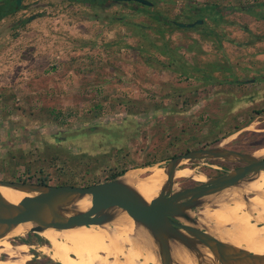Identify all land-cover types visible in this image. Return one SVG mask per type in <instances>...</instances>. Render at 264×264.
<instances>
[{"label": "rangeland", "instance_id": "1", "mask_svg": "<svg viewBox=\"0 0 264 264\" xmlns=\"http://www.w3.org/2000/svg\"><path fill=\"white\" fill-rule=\"evenodd\" d=\"M149 1L151 15L135 2L24 0V9L0 22V181L83 187L134 169L146 179L147 167L164 169L174 157L220 145L264 157V0ZM211 4L235 23L223 25L222 42L203 38V31L156 34L153 15L175 21L189 7ZM26 19L32 20L19 24ZM138 25L151 28L142 32ZM155 42L168 43L215 82L180 77L133 51L154 49ZM188 47L191 53L182 50ZM256 77L254 86L231 83ZM185 163L182 168L206 177L221 163L232 164ZM175 182L177 190L204 183ZM28 233L14 228L6 236L13 246H27V264H59L47 254L49 242ZM110 243V237L100 242Z\"/></svg>", "mask_w": 264, "mask_h": 264}, {"label": "water", "instance_id": "2", "mask_svg": "<svg viewBox=\"0 0 264 264\" xmlns=\"http://www.w3.org/2000/svg\"><path fill=\"white\" fill-rule=\"evenodd\" d=\"M24 0H17L20 7ZM115 2L138 3L153 7L149 0H112ZM174 24L179 28L194 29L203 24ZM254 153H241L222 147L190 151L172 158L164 168L167 182L160 195L146 203L138 193L126 186L121 177L114 181L89 187L51 186L44 184L0 181L1 187H9L25 192L26 197L19 204L8 202L0 191V240L21 224L32 223L35 227L28 233L40 235L46 230L64 231L80 227L103 226L111 221V211L126 213L136 224L143 226L155 240L154 254L160 264H174L169 239L178 241L192 250L196 264H208L203 260V248L207 249L218 264H264V255H256L219 240L204 228L194 224L202 219L203 201L233 187L250 183L264 171V157ZM220 160L236 163L242 167L217 177H207V181L191 188L179 187L175 190V175L184 161ZM91 197V207L85 212L72 209L69 216L64 211L75 200ZM244 196V200L251 198ZM213 208V207H212ZM182 220L188 221L184 223ZM180 264V263H179Z\"/></svg>", "mask_w": 264, "mask_h": 264}, {"label": "bare ground", "instance_id": "3", "mask_svg": "<svg viewBox=\"0 0 264 264\" xmlns=\"http://www.w3.org/2000/svg\"><path fill=\"white\" fill-rule=\"evenodd\" d=\"M261 155V154H259ZM263 156V155H261ZM185 163V161H184ZM186 164V163H185ZM150 175L146 179L139 177L141 170H129L121 181L135 190L146 202L156 199L167 182L166 170L161 167H147ZM191 178L197 182H206L207 177L197 175L195 171L182 168L181 164L175 179ZM264 171L253 182H248L207 197L203 201L202 219L194 225L206 229L219 240L234 247L244 249L256 255H264ZM175 189V188H174ZM177 190V189H175ZM1 194L10 203L17 205L26 197L33 196L9 187H1ZM253 195L246 201L244 196ZM91 207V197L75 200L64 211V215L85 212ZM213 207V208H212ZM215 207V208H214ZM111 221L103 226L80 227L64 231L46 230L40 235L49 242L47 254L59 264H82L85 258L91 264H160L154 254L157 244L150 233L136 224L126 213L111 211ZM188 223L186 220H182ZM32 223L21 224L15 229L30 232ZM110 237L111 245H101ZM174 264H196L192 250L174 239H169ZM111 248V249H110ZM28 248L24 244L13 246L5 237L0 240V264H27ZM203 260L208 264H218L205 248ZM104 252L105 255L100 253ZM7 256V259L2 257Z\"/></svg>", "mask_w": 264, "mask_h": 264}, {"label": "trees", "instance_id": "4", "mask_svg": "<svg viewBox=\"0 0 264 264\" xmlns=\"http://www.w3.org/2000/svg\"><path fill=\"white\" fill-rule=\"evenodd\" d=\"M76 2H86L90 5H96L101 0H73ZM152 2V1H151ZM112 3V2H111ZM199 5V4H198ZM198 5L194 7H189V9H186V14L175 21H171L167 18H161L160 15H153L152 22L158 24V28L156 29V34L160 35V37L164 38L166 35L167 30L170 28L176 29V30H193V31H203L202 37L212 38L217 41H223L226 36L224 35V24H230L234 25L235 23H230L229 21H226L225 13L221 10V8L217 4H211V5H204L203 7H199ZM139 8L138 11L143 15H151V9L152 7L144 6V5H137ZM155 6V4H154ZM255 6H262V4L257 3ZM199 7V8H198ZM247 12H250L251 7H247ZM24 9L22 7L17 6V0H0V22L3 21L8 16H13L17 14L20 10ZM234 9V8H233ZM209 11H212V14L215 13V15L212 17L208 15L207 13ZM263 15H259V17H262ZM189 18L198 19L203 21V24L196 26L194 29H184L177 27L174 22L178 23H193ZM180 19V20H179ZM32 19H26L24 21H21L19 24L22 26H25L27 23L31 22ZM151 28L149 25H138L137 29H139L142 32H145L146 29ZM168 30V31H169ZM201 35V33H200ZM154 42V41H152ZM154 49L151 47L145 49V46H141L138 49L133 48V51L140 56V58L147 60V63H150L151 66H156L158 68H162L163 70H167L169 72L175 73L179 75L180 77H185L188 80H196V81H204L203 78L206 77V79H212L213 82L214 79L212 75H203V71L201 67L198 64L191 63L187 58L177 53V49H170V46L168 43L164 44V47L157 46L156 42L153 45ZM185 50L188 53L192 52V47L188 48H182V50ZM157 50V52H155ZM158 54L162 55L165 61H160ZM13 95L5 96L6 98H10ZM4 97V96H3ZM1 96V99L3 98ZM4 97V98H5ZM2 101V100H1ZM0 101V102H1ZM2 104V103H1ZM151 164V163H148ZM126 172L123 171L119 174H117L111 181L116 180L117 178L123 176ZM23 183H34V184H44L49 185V183L46 180H40V181H34L32 178L29 180L22 181ZM67 184V183H66ZM61 185V186H66ZM68 185V184H67ZM71 186H78L76 183H70ZM83 187H89V186H83Z\"/></svg>", "mask_w": 264, "mask_h": 264}, {"label": "flooded vegetation", "instance_id": "5", "mask_svg": "<svg viewBox=\"0 0 264 264\" xmlns=\"http://www.w3.org/2000/svg\"><path fill=\"white\" fill-rule=\"evenodd\" d=\"M239 9H244L245 10V8H241V7H234V10L235 11H238ZM262 70L264 71V68H262ZM262 70H261V72H262ZM261 76V78H263L264 79V75H260ZM258 77H256V78H253V79H250V80H239V79H237V80H235L234 82H231V83H235V84H238L239 86H242V85H249V86H254V85H257V83H259L258 82ZM240 152H244V151H240ZM244 153H246V152H244ZM248 154H249V152H247ZM219 164H220V162H219ZM222 165H223V167H218L219 169H214L215 171H213L212 173L213 174H209L208 176L209 177H217V176H221V175H224V174H226V173H228V172H230V171H233V170H235V169H238V168H240V167H242V165H240V164H236V163H232V164H223V163H221ZM216 171H219V172H216ZM215 173V174H214ZM200 184H202V183H196V184H192V185H186V186H184V187H186V188H191V187H195V186H198V185H200ZM253 196V195H252ZM248 198H251V195H248L247 196Z\"/></svg>", "mask_w": 264, "mask_h": 264}]
</instances>
